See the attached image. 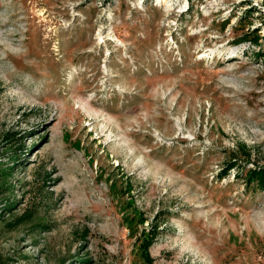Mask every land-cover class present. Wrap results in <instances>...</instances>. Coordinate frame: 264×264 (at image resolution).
<instances>
[{
    "label": "rangeland",
    "instance_id": "obj_1",
    "mask_svg": "<svg viewBox=\"0 0 264 264\" xmlns=\"http://www.w3.org/2000/svg\"><path fill=\"white\" fill-rule=\"evenodd\" d=\"M260 167L264 0H0V264H264Z\"/></svg>",
    "mask_w": 264,
    "mask_h": 264
},
{
    "label": "trees",
    "instance_id": "obj_2",
    "mask_svg": "<svg viewBox=\"0 0 264 264\" xmlns=\"http://www.w3.org/2000/svg\"><path fill=\"white\" fill-rule=\"evenodd\" d=\"M247 181H248V183L255 181V182H258L260 185L264 186V167H260L258 169L256 168V169L250 170L248 172V175H247ZM24 218H25L24 215H22V216L18 217L17 219L10 221L7 224L11 228H14V227L18 226L19 224H21V222H23ZM148 260H150V259H148ZM151 261H152V259H151Z\"/></svg>",
    "mask_w": 264,
    "mask_h": 264
}]
</instances>
